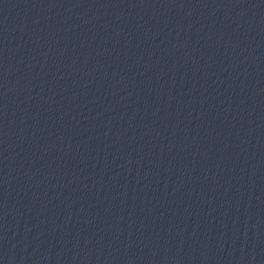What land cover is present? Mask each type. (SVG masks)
<instances>
[{"label":"water","instance_id":"95a60500","mask_svg":"<svg viewBox=\"0 0 264 264\" xmlns=\"http://www.w3.org/2000/svg\"><path fill=\"white\" fill-rule=\"evenodd\" d=\"M0 264H264V0H0Z\"/></svg>","mask_w":264,"mask_h":264}]
</instances>
